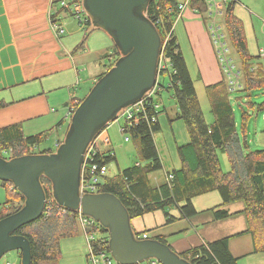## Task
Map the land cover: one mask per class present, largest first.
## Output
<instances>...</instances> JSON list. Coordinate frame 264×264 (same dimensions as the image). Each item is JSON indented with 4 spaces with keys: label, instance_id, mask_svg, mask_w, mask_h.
<instances>
[{
    "label": "trees",
    "instance_id": "trees-1",
    "mask_svg": "<svg viewBox=\"0 0 264 264\" xmlns=\"http://www.w3.org/2000/svg\"><path fill=\"white\" fill-rule=\"evenodd\" d=\"M177 2L178 0H153L146 9V16L155 24L164 42L163 55L170 63V69L167 73L160 72V75L169 79L170 84L164 89L173 90L177 106L175 119L184 123L189 137L187 143L177 145L180 165L167 173L172 175L170 181L165 180L157 185L152 182L150 175L162 168L153 137L161 130V126L158 118L151 121L148 115H141L131 122H125V132L135 145L138 161L117 174H107L99 190L115 194L127 208L130 219L161 209L167 220L171 219L168 211L172 207L179 205L185 215H190L195 212L192 207L193 197L209 191H218L222 198L221 205L235 200L244 202L246 229L240 234L251 237V251H264V148L248 149L247 112L242 113V134L239 135L224 78L205 86V94L213 116L210 123L206 122L186 62L171 31L177 14ZM233 5L234 2L227 4L223 23L229 44L239 59L243 88L248 89L262 84L264 77L257 75L252 69L253 57L248 53L241 23L232 14ZM197 11L203 13L205 4L199 3ZM84 25L95 29L89 17ZM168 32L170 34L166 39ZM86 37L87 33L74 51L84 48ZM118 56L119 53L114 47L105 72ZM105 72L97 75L96 80ZM82 98L71 99L74 107H77ZM6 105L7 103L0 99V108ZM47 135L48 132H43L26 136L19 123L2 127L0 156L11 158L31 153L52 152L62 138L56 139L53 148L38 150L41 141ZM6 151L8 157L3 154ZM96 151V158L107 164L115 159L110 150L100 151L99 145L96 146ZM220 156L229 166L226 171L221 167ZM41 182L46 193L44 212L36 220L18 228L15 233L28 238L32 264H52L57 263L60 257V239L74 236L79 232L77 211L67 210L56 204L51 196L49 181L41 177ZM1 184L6 189V200L0 208V218L14 212L24 202L23 195L10 182ZM214 214L216 217L228 215L223 209H216ZM100 229L107 233L102 226ZM133 231L136 237L140 238L143 233L151 230ZM148 238H156L167 244L162 235H151ZM230 238L231 236L203 242L179 255L191 264H239V258L234 257L229 250ZM102 239L103 248L107 250L108 235ZM94 244L100 247L99 241Z\"/></svg>",
    "mask_w": 264,
    "mask_h": 264
},
{
    "label": "crops",
    "instance_id": "crops-1",
    "mask_svg": "<svg viewBox=\"0 0 264 264\" xmlns=\"http://www.w3.org/2000/svg\"><path fill=\"white\" fill-rule=\"evenodd\" d=\"M56 1L0 0V99L7 103L0 108V128L19 123L26 136L57 131L66 119L67 105L78 97L76 88L93 84L98 75L89 69L87 77L81 79L82 73L98 58L105 66L109 62L114 48L110 36L102 29L80 24L60 10ZM201 2L204 3L192 0L175 22H182L187 33L198 32L207 40L201 22L205 21L203 13L193 11ZM232 14L243 28L248 53L253 57L252 69L264 77V0H237ZM52 21L62 26V34L57 35L52 29ZM86 33L84 48L74 51ZM99 150L103 151L100 146ZM166 175L161 180L155 178L153 183L165 181ZM221 203L219 192L209 191L192 198L195 212L190 215L176 205L168 211L170 220L158 209L131 219V225L135 231L151 230L148 237L164 236L177 253L231 236L229 250L239 258V264H264V251H251V237L240 234L246 229L244 202ZM216 209H223L228 215L216 217ZM166 229L171 241L163 233ZM59 246L60 264H88L86 239L80 228L75 236L60 240Z\"/></svg>",
    "mask_w": 264,
    "mask_h": 264
},
{
    "label": "water",
    "instance_id": "water-1",
    "mask_svg": "<svg viewBox=\"0 0 264 264\" xmlns=\"http://www.w3.org/2000/svg\"><path fill=\"white\" fill-rule=\"evenodd\" d=\"M151 1L82 0L92 26L110 36L119 56L77 105L54 151L0 156V181L10 182L24 197L20 208L0 218V259L6 252L17 250L20 264H32L28 238L15 231L44 212V177L56 204L80 210L107 230L108 251L119 264L149 258L161 264H191L170 247V242L137 238L128 210L115 194L79 191L81 164L90 142L122 108L138 101L155 85L163 45L157 27L146 16Z\"/></svg>",
    "mask_w": 264,
    "mask_h": 264
},
{
    "label": "rangeland",
    "instance_id": "rangeland-1",
    "mask_svg": "<svg viewBox=\"0 0 264 264\" xmlns=\"http://www.w3.org/2000/svg\"><path fill=\"white\" fill-rule=\"evenodd\" d=\"M203 21L201 20L203 27L205 28V21ZM174 28V36L177 40V43L179 44L180 50L186 62L196 95L199 100L200 108L206 122L210 123L213 119V116L210 112L209 102L205 94V86L215 83L221 78H224L223 71L221 70L218 60L216 59L208 34V39L206 40L205 37L202 39L201 34L198 32H196L197 34L187 33V30L182 22H174ZM205 32L207 33V31ZM231 57L235 62L236 69H238L241 74V77H239V84L242 86L241 89H235L233 92L229 91V100L234 111L235 121L238 124L237 128L239 135L242 134V113L247 112L249 114L246 134L249 146L248 149H262L264 148V81L262 84L252 88H243L244 83L242 72L239 66V60L237 59L235 52L232 50V47ZM89 69H91L95 75H99L105 72L106 66L104 63L102 64L98 58L95 63L91 64L90 67L82 73L80 76L81 79H85L87 77ZM167 80L168 78L166 76L159 77V81L163 85L167 83ZM90 85L92 86L93 84H81L79 87H77V96L84 97L90 89ZM159 96V99L158 97L156 98V103L161 105L160 112L157 116L161 130L158 133H155L153 137L162 162V168L150 175L152 182L155 178H158L159 180L163 179L168 172L179 167L180 161L177 152V145L185 144L188 141V133L184 123L179 119H175L177 106L175 103L173 90L169 89L167 91L166 89L162 88L159 91ZM58 111L61 112L60 109H58ZM69 120L70 117L64 119L63 122L60 123L61 127L57 131L51 129L47 130L48 135L43 141H41L38 150L53 148L56 139H63ZM124 124L125 117H119L117 120L114 119L113 121H110L102 130L106 132V137L109 140V144L104 145L102 141L98 140L100 148L103 151L110 150L115 157L114 160L107 164L108 175L117 174L119 171L134 165L135 162L138 161L137 151L134 143L131 139L125 141L124 138L128 137V134L119 130V126H123ZM35 151L37 152V149H35ZM3 154L5 157L9 156L7 151ZM220 163L222 169L226 171L229 166L222 156H220ZM5 200L6 189L0 181V208ZM95 225L98 228L94 234L95 237L99 238L101 236L104 237L105 235H108V233L105 234L101 231L100 225L98 223L95 222ZM168 231L169 229H166L163 233L167 235L166 239L171 241L172 236H169L170 234ZM61 257L62 255L60 253L58 262H54L52 264H60ZM1 260L7 261L9 264H19L20 253L17 250L8 251L2 256Z\"/></svg>",
    "mask_w": 264,
    "mask_h": 264
},
{
    "label": "built area",
    "instance_id": "built-area-1",
    "mask_svg": "<svg viewBox=\"0 0 264 264\" xmlns=\"http://www.w3.org/2000/svg\"><path fill=\"white\" fill-rule=\"evenodd\" d=\"M192 0H178L176 5L177 14L175 21L178 20L184 10L190 5ZM205 4V11L203 12V17L205 19V28L207 34L210 38V41L213 46V50L218 60V63L223 71V76L226 82L228 91L233 92L235 89H238L242 86L239 84V77L241 74L238 69H236L235 62L231 57V47L229 40L224 28L223 17L225 8L228 3L237 2V0H203ZM56 5L60 10L68 12L74 19H76L80 24H85L88 20V16L82 6V0H57ZM195 13H198L197 8H193ZM174 25V24H173ZM52 29L56 32L57 35L63 33V28L60 24L55 21L51 22ZM173 26L171 28V31ZM170 32L167 33L166 39L169 36ZM164 42L162 41V45ZM159 68L157 72V78L155 85L147 90L143 96L135 101L133 104L122 108L116 115V120L119 117H125V122H131L135 118L141 115L149 116L151 121H155L160 112V105L156 103V98L159 96V91L165 86H169V79L166 84H161L159 77L161 73H167L170 69V63L163 55V50L159 55ZM167 77V76H166ZM157 95V96H156ZM74 107L73 103H69L66 107L65 117L68 118L72 115ZM146 110H150L147 113ZM153 112V113H152ZM103 130V129H102ZM100 131L94 139L88 145L85 151V158L81 164V177H80V187L79 191H97L100 190V184L103 181L104 177L108 174L107 163L103 160H98L96 158L97 151L96 146L98 145V140L103 143H108L109 140L105 136V131ZM119 130L125 133V124L119 127ZM125 141L128 140V137L124 138ZM172 178L171 174L166 175L167 181H170ZM77 221L78 226L83 232L86 239V259L88 264H119L113 259L108 249L103 248L102 236L97 238L95 237V232L98 228L95 225V220L91 217L84 215L80 210H77ZM98 223V222H96ZM140 238H148V233H143ZM100 242V247H97L94 242ZM1 260V259H0ZM0 264H9L7 261H0ZM136 264H161L155 258H149L144 261H141Z\"/></svg>",
    "mask_w": 264,
    "mask_h": 264
},
{
    "label": "bare ground",
    "instance_id": "bare-ground-1",
    "mask_svg": "<svg viewBox=\"0 0 264 264\" xmlns=\"http://www.w3.org/2000/svg\"><path fill=\"white\" fill-rule=\"evenodd\" d=\"M58 142V141H57ZM56 145V144H55Z\"/></svg>",
    "mask_w": 264,
    "mask_h": 264
}]
</instances>
